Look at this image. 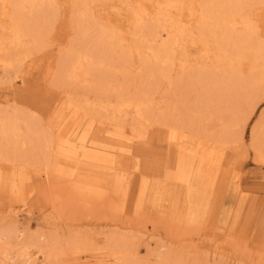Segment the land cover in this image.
I'll use <instances>...</instances> for the list:
<instances>
[{
	"label": "bare ground",
	"instance_id": "1",
	"mask_svg": "<svg viewBox=\"0 0 264 264\" xmlns=\"http://www.w3.org/2000/svg\"><path fill=\"white\" fill-rule=\"evenodd\" d=\"M57 1L0 0V61L6 69L27 61L31 65L37 52L49 46ZM63 1L75 33L56 42L46 73L54 82L93 92L94 102L79 96L80 107L95 104L113 121L83 128L77 138L82 156L97 160L113 152L131 154L132 139L141 142L151 111L149 89L162 81L166 106L165 112L158 108L159 122L168 139L177 142L178 180L196 195V179L205 175L202 167L219 158L213 148L244 142L251 114L264 100V0ZM105 2L128 11L127 28L111 26V19L92 11ZM192 44L193 52L188 50ZM207 124L213 127L208 139L215 147L200 153L183 147L184 130L192 139ZM249 140L255 159L264 164V106L250 125ZM49 146V138L17 104L0 109V157L34 159ZM29 232L16 219L0 229V264H39L40 256L44 264H53L62 238L52 231ZM163 248L158 245L150 255L154 261L147 263L138 260L136 250L113 241L110 264H178Z\"/></svg>",
	"mask_w": 264,
	"mask_h": 264
},
{
	"label": "rangeland",
	"instance_id": "2",
	"mask_svg": "<svg viewBox=\"0 0 264 264\" xmlns=\"http://www.w3.org/2000/svg\"><path fill=\"white\" fill-rule=\"evenodd\" d=\"M57 3L49 46L32 64L6 69L0 61V109L17 104L50 140L38 158L12 162L1 155L0 229L16 219L31 234L57 233L62 245L53 264H110L113 241L136 250L138 260L147 263L163 244L178 264H264V164L255 159L249 140L264 100L251 114L246 140L229 142L221 151L208 139L211 125L199 127L198 140L184 130L183 147L220 152L202 167L196 195L178 180L177 142L159 122L158 108L166 106L162 81L149 89L151 111L141 142L132 139L131 154L85 159L77 142L83 128L113 121L95 104L80 107L79 96L94 102L93 92L54 82L46 73L56 42L75 33L67 3ZM92 11L111 19V26L128 27V11L112 2L93 5ZM70 240L76 244H67ZM39 258L44 264L46 258Z\"/></svg>",
	"mask_w": 264,
	"mask_h": 264
}]
</instances>
